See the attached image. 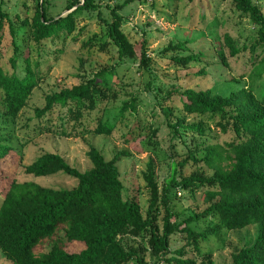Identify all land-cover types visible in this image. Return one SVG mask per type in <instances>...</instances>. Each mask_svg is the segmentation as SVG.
Wrapping results in <instances>:
<instances>
[{"label": "rangeland", "instance_id": "374dc122", "mask_svg": "<svg viewBox=\"0 0 264 264\" xmlns=\"http://www.w3.org/2000/svg\"><path fill=\"white\" fill-rule=\"evenodd\" d=\"M67 1L70 0H45L46 16H63L68 12L64 10ZM94 1L99 6V19L96 12L81 11L76 16L75 28L70 35L34 43L27 36L28 25L20 23L23 19L29 22L37 0H0V11L13 24L15 31L12 38L19 49L12 70L8 64L12 52L11 36L4 21L0 31V70L7 75L13 71L18 78L22 77L25 72L23 57L27 54L29 69L36 71L38 78L14 121L4 123L0 119V135L11 137L10 144L14 150L0 161V202L12 179L53 189H70L76 184L75 180L60 173L44 177L24 174L23 167L43 153L57 154L70 167L82 172L90 168L85 156L89 148L97 150L105 161L124 151L128 156L116 163L122 184L121 198L134 197L143 217L149 200L148 188L142 177L147 162L151 163L152 179L159 193L163 181L171 173L172 164L181 163L175 169L177 180L188 177L194 171L210 174L211 171L202 162L194 164L188 160L182 163L187 148L192 149L194 144L200 147L216 144L225 148V144L233 139L231 131L221 133L207 119V134L205 131L198 137L178 128V134L172 136L165 125L166 119L173 121L175 117L182 116L187 124L198 120L194 115L182 112L184 99L180 92L186 89L209 90L211 94L227 96L240 89H249L257 96L264 88V71L260 70V65L257 66L260 48L255 45L256 27L232 8L230 0H145L118 10L120 31L127 41L135 49L140 41L144 43L147 55L144 68L138 65L136 58L117 59L114 47L104 34L105 24L111 21L109 9L122 0ZM255 4L264 15V0H257ZM178 44L181 48L175 49ZM168 46L174 47L173 50ZM230 49L235 52L231 54ZM197 53L200 59L184 66L171 62L173 57ZM101 69H112V76L107 82L108 98L92 111L84 113L80 127L71 121L67 124L59 121V113L63 109L56 106L45 116L34 118L33 109L43 106L46 95L84 82ZM199 71L203 75L198 74ZM147 81L149 86H146ZM1 98L0 91V110ZM131 99H134L133 111L126 110L120 115V106ZM97 118L114 125L108 136L92 133L77 136L81 127L91 130ZM59 124L70 132V137L53 134L52 129L58 130ZM47 128L51 131L47 132ZM206 192L204 188L192 193L172 189L168 195L169 222L175 226L190 215H199L208 204ZM163 215L160 210L156 218L158 227ZM214 224H217L216 216L206 214L197 221L187 223V226L194 232H201ZM257 234L258 225L239 230L221 228L217 236L200 241L198 248L200 253L209 255L213 264H232V254L251 243ZM116 239L125 248L143 247L144 254L142 251L139 254H143L145 262L163 264L151 254L146 233L139 237L125 233ZM184 245L179 232L171 233L167 243L169 254L165 258ZM45 246L46 241L33 252H42L46 250ZM190 249V245L184 246L187 251L185 257L200 261V255ZM0 264L11 263L0 255Z\"/></svg>", "mask_w": 264, "mask_h": 264}, {"label": "trees", "instance_id": "16d2710c", "mask_svg": "<svg viewBox=\"0 0 264 264\" xmlns=\"http://www.w3.org/2000/svg\"><path fill=\"white\" fill-rule=\"evenodd\" d=\"M140 1L145 0H122L110 8L111 21L105 24L104 34L114 47L117 59L136 58L138 65L144 68L147 62L144 43L140 41L135 49L127 41L120 31L121 18L117 14L124 6ZM256 1L230 0V3L235 11L246 16L256 27L255 45L260 48L257 66L260 65L263 72L264 15L256 6ZM44 4L45 0H37L29 22L23 19L20 23L28 25L27 36L34 43L70 35L75 28L76 16L81 11L96 12V18L99 19V6L94 0L67 1L64 10L68 12L54 18L46 16ZM4 21L7 22L12 45L8 64L14 70L19 54L12 38L15 29L6 14L0 11V31ZM168 48L173 50L174 47ZM179 48L180 44L175 46V49ZM230 51L231 54L235 52ZM250 51L253 53V48ZM198 59L199 53L173 57L171 62L184 66ZM23 60L25 72L20 78L13 71L7 75L0 70V119L4 123L14 121L37 83L36 71L29 69L27 54ZM33 66L37 67L36 64ZM198 74L203 75V72L199 71ZM111 76L112 69H101L84 82L46 95L43 106L33 109L34 118L45 116L56 106L63 109L59 113V121L64 124L71 121L80 127L84 113L92 111L108 98L107 82ZM149 85L147 81L146 86ZM180 95L184 99L181 103L182 112L194 115L198 120L187 124L182 116L175 117L173 121L166 119L165 125L172 136L178 134V128L198 137L205 131L207 134L209 127L206 119L219 132L231 131L233 134V139L225 144V148L216 144L203 147L194 144L192 149H186L187 155L182 163L188 160L194 164L202 162L211 171L210 174L194 171L188 177L177 180L175 169L181 163L172 164L169 177L163 181L157 193L152 179V166L147 162L142 177L148 188L149 200L142 217L134 197L121 198L122 184L116 163L128 156L127 152L119 151L105 161L97 150L89 148L85 156L90 168L82 172L70 167L57 154L43 153L23 167L24 174L44 177L60 173L75 180L76 184L70 189H53L33 182L10 181L0 202V255L3 259L11 264H149L143 259V247L125 248L116 239L125 233L134 237L146 233L151 254L163 264H213L208 254L200 253V241L217 236L221 228L239 230L258 225L254 240L233 253L231 261L232 264H264V88L257 96L249 89H240L227 96L211 94L209 90L186 89ZM133 103L134 99L123 103L119 114L126 110L133 111ZM113 126L97 118L91 130L81 127L77 136L88 133L108 136ZM57 128L52 129L53 134L71 136L63 124ZM46 131L50 132L51 129L47 128ZM10 142V136L0 135V161L14 151ZM17 158L21 160L20 153ZM202 188L207 189L206 208L199 215H190L180 224L172 225L168 209L171 190L192 193ZM160 210L164 215L158 227L156 218ZM206 214L216 216L217 224L207 226L201 232H194L187 226V223L197 221ZM175 231L182 235L184 246L190 245V250L200 255V261L185 257L187 251L184 246L165 258L169 254L168 237ZM45 241L46 250L35 254L34 249ZM141 251L142 256L139 254Z\"/></svg>", "mask_w": 264, "mask_h": 264}]
</instances>
